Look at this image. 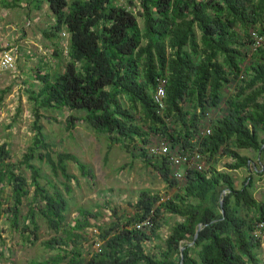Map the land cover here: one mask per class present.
<instances>
[{
    "label": "trees",
    "instance_id": "16d2710c",
    "mask_svg": "<svg viewBox=\"0 0 264 264\" xmlns=\"http://www.w3.org/2000/svg\"><path fill=\"white\" fill-rule=\"evenodd\" d=\"M16 1L1 0L3 6ZM26 3L32 9L47 4L53 23L42 31L44 37L69 35L63 70L36 74L39 88L29 94L34 135L22 159L12 161L7 143L0 144V212L9 227L30 244L39 239V219L53 232L43 241L52 253L29 264H260L264 238L254 229L264 220V188L258 200L252 174L236 187L230 170L249 165L250 157L239 149L260 151L264 185V138L258 133L264 126V44L253 48L250 39L251 30L264 28V0ZM158 77L166 78L162 107L153 99ZM40 108L82 113L69 114L67 128L83 121L112 143L136 149L166 187L176 190L169 196L141 190L129 202L133 211L112 208L110 221L86 207L67 221V196L77 182L68 162L82 176L93 177V171L75 154L52 150ZM206 127L210 133L200 135ZM152 134L179 150L198 145L206 169H186L175 179L166 159L148 152ZM224 155L232 159L224 164L229 171L216 165ZM33 160L45 162L50 176ZM165 213L176 220L163 237ZM147 217L149 228L134 226ZM89 228L97 232L87 245Z\"/></svg>",
    "mask_w": 264,
    "mask_h": 264
},
{
    "label": "rangeland",
    "instance_id": "374dc122",
    "mask_svg": "<svg viewBox=\"0 0 264 264\" xmlns=\"http://www.w3.org/2000/svg\"><path fill=\"white\" fill-rule=\"evenodd\" d=\"M52 23L53 16L46 3L39 9H32L26 0H18L13 6H3L0 0V55L9 49L14 56L10 66L0 67V144L7 143L10 159L15 162L22 159L34 135V103L29 99V94L39 88L36 74L62 71L67 60L68 33L62 31L58 39L42 35V31ZM139 24H142L141 19ZM38 111L39 122L52 150L75 154L93 171V177L82 176L76 165L68 162L69 172L77 176V182H72V190L67 196V221L77 216L79 207L100 210L105 215L103 219L110 221L112 208L118 213H131L133 208L129 202H134L141 190L148 189L164 196L176 190L166 187L158 169L139 156L136 149L112 143L106 134L95 132L83 121H76L74 127L67 128V116L82 113L67 108H40ZM160 139L155 134L150 137L152 143ZM33 161L40 166L42 173L50 176L45 162ZM22 170L30 178V170L24 166ZM251 174L255 186H262L260 176L252 171ZM246 177L241 175L236 179L235 176L236 187L241 186ZM44 181L42 178L41 182ZM6 192L7 188L3 194ZM254 196L260 200L262 192L255 190ZM26 210V205L22 206V212ZM5 218L6 214L0 212V264H29L31 260H40L52 253L44 248L43 241L50 238L53 232L43 220L39 219V239L30 244L22 240L19 231L9 227ZM165 218L161 227L163 237L176 220L169 213H165ZM94 232H97L94 228L88 229L87 245L96 239L90 237ZM91 248H97V243L92 244ZM259 254L260 264H264V243Z\"/></svg>",
    "mask_w": 264,
    "mask_h": 264
},
{
    "label": "built area",
    "instance_id": "2783aa9c",
    "mask_svg": "<svg viewBox=\"0 0 264 264\" xmlns=\"http://www.w3.org/2000/svg\"><path fill=\"white\" fill-rule=\"evenodd\" d=\"M251 45L256 48L264 44V28L258 32L257 30H251L250 32ZM14 56L11 50H5L0 55V67L6 68L12 64ZM165 77L157 78V85L153 94L154 101L159 107L163 106V98L165 96ZM210 129L208 127L202 129L199 134H208ZM148 152L153 156H163L168 162L171 175L181 180L184 176L186 169L204 170L207 167L205 155L200 151L198 145L188 150H179L171 145L165 139L161 138L158 142L151 143L148 146ZM152 224L150 217L143 219L142 221L135 222L134 226L138 229L149 228ZM254 233L256 236L264 238V220H260L255 224ZM99 243H97V246Z\"/></svg>",
    "mask_w": 264,
    "mask_h": 264
},
{
    "label": "crops",
    "instance_id": "0c3cea01",
    "mask_svg": "<svg viewBox=\"0 0 264 264\" xmlns=\"http://www.w3.org/2000/svg\"><path fill=\"white\" fill-rule=\"evenodd\" d=\"M258 133H259V137L260 138H264V126L259 128L258 130ZM264 146V144L262 145ZM239 152L241 154H245V155H248L250 157V162H249V165L245 166V167H239L237 169H233V170H230V173L233 177V180H234V183L236 184V179H238L239 176L241 175H247L249 176L251 174V171L254 173V174H258L261 170H262V163H261V157H260V151H253V150H250V149H239ZM232 159L226 155L224 156H221L219 159H218V163L216 164L217 165V168L220 169V170H226V171H229V169H226L224 164L226 162H230ZM264 160V159H263ZM258 167V168H257ZM256 174V175H257ZM235 176H236V179H235ZM259 181L257 180V183ZM263 188H264V185L262 184V186H257L256 187V190H260L263 194Z\"/></svg>",
    "mask_w": 264,
    "mask_h": 264
},
{
    "label": "water",
    "instance_id": "95a60500",
    "mask_svg": "<svg viewBox=\"0 0 264 264\" xmlns=\"http://www.w3.org/2000/svg\"><path fill=\"white\" fill-rule=\"evenodd\" d=\"M225 190L222 192L223 193V195L225 194ZM220 205H222V198L220 199ZM223 212V211H222ZM201 228V224H199V226H198V228H197V230H196V232H195V234H194V237H193V241L195 240V238L197 237V233H198V231H199V229ZM193 241H191V242H189V244H192L193 243ZM182 250H183V246H181L180 247V251L182 252ZM182 255V254H181ZM182 262V256H181V261H180V263Z\"/></svg>",
    "mask_w": 264,
    "mask_h": 264
}]
</instances>
